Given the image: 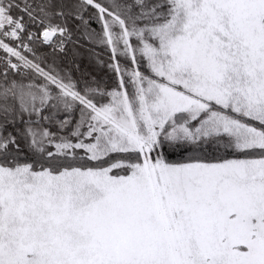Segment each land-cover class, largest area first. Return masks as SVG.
I'll return each mask as SVG.
<instances>
[{
	"label": "snow or ice",
	"instance_id": "1",
	"mask_svg": "<svg viewBox=\"0 0 264 264\" xmlns=\"http://www.w3.org/2000/svg\"><path fill=\"white\" fill-rule=\"evenodd\" d=\"M0 264H264V0H0Z\"/></svg>",
	"mask_w": 264,
	"mask_h": 264
}]
</instances>
